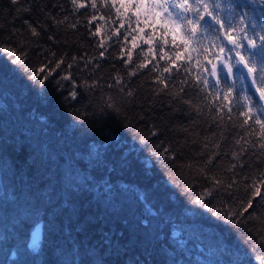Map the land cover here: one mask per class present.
I'll use <instances>...</instances> for the list:
<instances>
[{
	"label": "trees",
	"instance_id": "trees-1",
	"mask_svg": "<svg viewBox=\"0 0 264 264\" xmlns=\"http://www.w3.org/2000/svg\"><path fill=\"white\" fill-rule=\"evenodd\" d=\"M23 2V0H22ZM49 0H45L48 3ZM57 5H62L63 10L51 9L52 14L58 20L68 17L64 23L54 25L51 20H44L35 12L29 14L21 11L19 14L14 10V6L9 4V0H0V43L5 46L17 47L23 44L28 53V60L31 66H38L41 62H46L45 58L52 60L61 56L65 57V65H61V70H57V75L50 77V81L63 76L65 72H70L72 78L80 85L83 80L89 83L94 80L100 81V86L89 90L96 94H111L120 108L119 113L108 111L101 115L96 105L101 103L98 95L90 96L89 91L78 87V100L66 103L64 97L71 91V81L61 80L63 90H57L55 83H47L40 90V96L32 90L35 85L24 77H12L9 90L0 98V109L6 113L7 135L12 137L16 134L17 140H22L23 136L29 134L41 136L47 145H51L63 162L61 168H73L83 177L91 172L84 171V166L88 165V152L95 150L102 143H108L110 138L120 141V148L131 160L130 167L124 170H117L111 174V180L121 188L129 185L136 187L137 191L146 190L151 203L164 213L163 220L158 217L151 221L152 240L145 244H129L128 250L122 251L118 256L109 252H101L104 260L110 264H168L171 258H175L178 264H211L219 257L217 242L224 246L239 245L241 248L250 250V240L259 238L261 231H264V200L259 198L253 200V208L244 213L249 217L239 228L225 224L222 220H217L205 209L193 204L192 201L201 191V186L206 184L197 167L204 166V160L210 154L219 152L215 156L213 165L207 166L212 174L230 182L231 177L236 175L237 185L232 190L233 195H225L223 201L233 208L240 209L246 204L251 189L245 191V185L257 179L260 172L264 171V164H257V161H264V154L253 150L242 157L241 162L245 165L243 169L239 166L234 172L228 171L233 163L232 153L238 151L236 139L244 135V131L235 126L239 121L233 118L229 122L227 117H221L214 110L204 104H199L201 113L190 111L182 102L183 98L192 97L194 103H199L195 99V90L185 88L181 94L180 87L169 83V88L162 89V85L156 84L155 78L159 76L165 79L168 74L161 75L162 68L169 61L160 59V45L163 44L164 52L172 55L170 48L171 37H167V42L160 35V28L157 27V35L153 37V43L146 45L142 39L137 40V47L132 48V37L139 36L140 33L132 32L128 35L127 42H124L125 30L128 29L129 21L135 27V17L132 15L134 6L126 15L119 18L115 8H110L104 4V0H96L97 7H91V0H82L88 6L73 10L70 0H54ZM111 4V0H108ZM119 7V5H116ZM123 13V9H121ZM95 16L96 19L92 20ZM102 17V18H101ZM45 24L47 33L56 38L54 43L47 38L44 31L40 37H32L27 31L24 20H30L35 24L37 20ZM91 21V23H89ZM123 21L125 27L119 28ZM76 24V28L71 27ZM97 25L100 27V34L93 36ZM140 27H144L141 23ZM13 29L16 34L13 35ZM119 29V35L116 30ZM38 31L40 29L38 28ZM151 28L145 29L144 38H148ZM11 37V40H10ZM38 41V43H37ZM103 41L104 48L97 47V43ZM119 41V42H117ZM121 47L124 49V59L121 60ZM151 47L153 53L147 49ZM179 48V41H177ZM107 49V51H105ZM55 52L53 58L51 53ZM104 52L103 58L99 53ZM85 53L87 56L85 57ZM131 54L132 62L125 66L128 54ZM6 54L0 53V65H5ZM77 58L72 69H66L67 63H72V57ZM90 59L91 63L84 67V60ZM185 59L188 57L184 54ZM152 60V63L144 69H135L136 76H129L127 73L135 68L139 62ZM159 62V67L155 71H150ZM99 65L95 67L94 65ZM173 72L175 70L173 69ZM7 75V72L5 73ZM122 77L126 82L125 92L133 90L135 97L130 102H125L127 98L118 91V87L107 88V84H115L113 77ZM31 85V87H30ZM103 89V92H101ZM160 92L157 95V92ZM41 96L46 99H41ZM177 97L178 99H173ZM91 101V103H90ZM75 105V107H72ZM15 109V111H13ZM85 113H87L85 115ZM95 113V116L93 115ZM81 121L83 125L81 126ZM41 124L46 127L41 132ZM155 124L160 129L159 137H152L150 130ZM32 130L29 133L28 130ZM213 133L215 135H213ZM255 140V137H248ZM147 139L148 143L141 141ZM27 141L15 148L8 159L11 162L16 159L17 164L23 163L31 151ZM244 142L241 141V144ZM207 144V148L204 145ZM216 144L220 147L217 149ZM9 145L12 140L9 139ZM157 145L160 148L169 146L176 150V160L168 161L167 164L156 156ZM202 153V154H201ZM79 162V163H78ZM191 163L193 168L182 167ZM238 174V175H237ZM98 174L97 179H99ZM248 179H244V177ZM138 186V187H137ZM44 185L41 183L34 191L35 195L29 202L20 195L19 182H7V186L0 185V264H81V261H91L92 254H84L76 241H82L85 247H90L99 240V232L96 228L91 229L87 234L80 233L77 229L73 231L72 225L67 219L64 220L63 233L53 231L48 227L51 215L43 210L34 215L31 206L36 205V196L41 194ZM192 188V191H187ZM25 195L27 194V190ZM264 195V188H262ZM99 193L95 189H87L84 194L77 195L76 206L82 208L83 212L92 217H99L105 220V210L97 206ZM65 193V199H68ZM213 206H216L215 204ZM116 215L108 218L105 229H111L116 233H124L125 237L136 240L142 237V233H137V219L144 213L143 207H137L134 212L120 213L115 210ZM146 214V213H145ZM20 216L24 223L20 224L17 216ZM42 224V234L39 247L33 249L29 244L20 246L17 239H14L13 230L18 233H30V229L37 224ZM16 225V227H14ZM5 228V229H4ZM22 230V231H21ZM74 239L67 240L69 234ZM137 233V235H134ZM23 236V235H21ZM226 242V243H225ZM79 252V254H74ZM254 264V261H253Z\"/></svg>",
	"mask_w": 264,
	"mask_h": 264
},
{
	"label": "snow or ice",
	"instance_id": "snow-or-ice-1",
	"mask_svg": "<svg viewBox=\"0 0 264 264\" xmlns=\"http://www.w3.org/2000/svg\"><path fill=\"white\" fill-rule=\"evenodd\" d=\"M70 2L73 10L88 6L82 0H70ZM9 4L14 6L17 14L21 11L29 14L35 12L41 15L44 20H51L54 25L62 24L68 19L65 15L63 19L58 20L52 14L51 9L63 10V6L57 5L54 0H49L48 3H45V0H23V2L22 0H9ZM104 4L115 8L118 18L121 15H126L134 6L132 15L135 17V27H133V22L129 21L128 29L125 30L123 37L124 42H127L128 35L132 32L140 33L139 36L132 37V48L138 46V39H142L146 45H151L152 38L157 35L158 25L160 35L164 38L165 43L167 37H171L170 52L172 55L165 53L163 44L160 45V59L169 61L161 71V75L167 73L168 76L165 79L157 76L154 81L163 86L160 91L168 89L170 82L173 87H176L177 84L182 85L180 87L181 94L185 92L186 87L190 90L194 89L195 99L199 103H194L192 97L182 99L188 110L200 114L199 104H204L209 108V111L214 110L222 118L226 116L229 122H233L234 117L239 121V124L235 126L242 129L244 135L235 141L239 150L232 153V158L237 163H233L228 171L234 172L238 166L243 169L245 165L241 159L250 149L253 150V154L256 151L264 154V0H111L110 5L108 0H104ZM117 4L119 7L116 6ZM91 7L94 9L97 7L96 0H91ZM121 9H123V13ZM95 19L96 17L93 16L92 20ZM23 23L32 37L38 38L41 31H44L49 40L56 42V38L47 33L45 24L39 19L35 24L30 20H24ZM141 23L144 27H140ZM71 27L75 29L76 24H72ZM124 27V22L121 21L119 28ZM147 28H151V32L148 38H144L143 33ZM15 34L16 30L13 29V35ZM99 34L100 27L97 25L96 31L92 32V35L98 36ZM115 34L119 35V29ZM177 41H179V48ZM19 47L20 51L18 52L17 47L5 46L0 43V53L6 54L7 62L5 65H0V98L9 90L13 76L24 77L26 75L27 80L35 85L32 90L36 91L37 96L41 95V89L47 91L44 89V85L47 83H55L57 90L62 91L61 80L71 81V91L64 97L66 103L81 102L78 100V87L89 91L100 86L99 80H94L91 83L88 80H83L78 85L70 72H65L63 76H58L57 79L50 81V77L57 75V70L64 71L61 69V65H65V57L61 56L52 60L45 58L46 62H41L38 66H31L27 50L23 44ZM97 47L104 48L103 41L98 42ZM147 51L153 53V59H155V50L149 47ZM123 53L124 49L121 47L119 57L121 60L124 59ZM185 53H189L186 59ZM51 55L53 58L56 57L55 52H52ZM98 55L103 58L104 52H100ZM86 56L87 53H85ZM85 57L80 59L84 60L86 68L91 60L85 59ZM76 60L77 58L73 56L72 63H67L66 69H72ZM131 62L132 57L129 53L125 66ZM151 63L152 60L139 62L127 75L136 76L135 69L147 68ZM95 67H99V65H94ZM158 67L159 62L150 71H155ZM6 72L7 75H5ZM113 79L115 84H107V88L119 86L118 91L129 98L125 102H130L135 97L134 91L129 89L125 92L127 85L122 77L116 76ZM156 94L159 95L160 92L158 91ZM89 95H98L101 103L97 104L96 108L99 109L101 115L108 111L120 112V108L111 94H107L105 98L104 94L89 91ZM41 99H46V97L41 96ZM173 99L178 98L173 97ZM93 115L95 116V113ZM80 123L82 126L83 121ZM45 127V124H41V132ZM7 131L6 113L0 109V185L6 187L9 180L13 183L18 181L20 192L14 195L17 199L20 195H24V198L30 202L35 195L34 190L42 183L44 188L41 190V194L36 196L37 203L31 206V211L34 215H38L42 210L50 214L51 220L48 227L53 231L58 230L63 233L65 219L72 225L73 231L78 229L80 233L87 234L91 229L96 228L99 232V240L95 244L85 247L82 241H76L81 248H84L85 255L92 254L90 262L81 261V264H108L101 252L109 251L118 256L122 251L128 250L129 244L147 245L152 240L151 221L157 217L163 220L165 214L151 203L146 190L137 191L136 187L131 185L121 188L111 180L113 172L124 170L131 164L130 158L120 148L119 140L110 138L108 143L99 145L95 152L89 151L87 153L89 161L88 165L84 166V171L88 172L90 166L91 172L82 177L71 167L62 169V157H59L58 153L51 145H47L41 136L31 134L24 136L21 133L23 139L17 140L15 133L9 137ZM28 131L32 132L31 129ZM150 135L152 137L160 136V129L155 124L150 130ZM213 135L215 134L213 133ZM253 136L255 140L248 138ZM9 139L12 140V145H9ZM27 141H31L29 144L31 151L28 153L27 159L20 164H17L15 158L10 162L8 159L12 154L10 149L14 150ZM241 141L244 143L241 144ZM141 142L147 144L148 140L144 139ZM204 147L207 148V144ZM219 147L220 145L216 144V148ZM155 154L165 164L170 160L173 162L176 160V150H172L169 146L160 148L157 145ZM219 154V152L210 154L205 158L204 166L196 168L206 184L201 186V191L192 203L205 209L217 220H222L232 228L239 229L251 216L250 214L249 217H245L244 213L253 208V200L257 198L264 200L261 191L264 188V171L260 172L252 183L245 185L246 192L251 189L246 204L240 209L233 208L223 201V197L233 195L232 190L238 183L236 175L231 177L230 182L225 183L223 179L212 174L207 167L213 165L215 156ZM257 164H264V161L258 160ZM182 167L191 170L193 165L189 163ZM98 174L103 175H99V179H97ZM244 179H248V177L245 176ZM87 189H95L99 193L97 206L103 207L105 210L104 221H101L98 216L86 215L82 208L76 206L74 198L84 194ZM24 190H27L26 195ZM187 191H192V188H188ZM65 193L68 195V199H65ZM214 204L216 206H213ZM137 207L144 209V213H141L136 224L137 233H142V237L138 236L136 240H131L125 237L124 233L118 234L111 229H105L108 218L117 214L115 210L119 209L120 213L134 212ZM17 220L20 224L24 223L19 215ZM261 222L264 223V220ZM39 229L38 222L35 227L30 229V246L34 250L39 247L41 238ZM65 239L72 240L74 238L70 233ZM249 240L251 242L250 250L241 248L239 245L224 246L218 241V253L222 258L212 261L211 264H253V261L254 264H264V231L260 232L258 239L253 240L250 237ZM74 254H79V252ZM66 264H72V262H66ZM110 264H115V261H111ZM168 264H178V262L175 258H171Z\"/></svg>",
	"mask_w": 264,
	"mask_h": 264
},
{
	"label": "bare ground",
	"instance_id": "bare-ground-1",
	"mask_svg": "<svg viewBox=\"0 0 264 264\" xmlns=\"http://www.w3.org/2000/svg\"><path fill=\"white\" fill-rule=\"evenodd\" d=\"M13 233H15L13 235V236H15L14 239L18 240L20 246L24 247L25 244L31 243V234L29 232H26V233H23V232L21 233L20 232V233H18L17 231L13 230ZM21 235H23V236H21Z\"/></svg>",
	"mask_w": 264,
	"mask_h": 264
},
{
	"label": "water",
	"instance_id": "water-1",
	"mask_svg": "<svg viewBox=\"0 0 264 264\" xmlns=\"http://www.w3.org/2000/svg\"><path fill=\"white\" fill-rule=\"evenodd\" d=\"M39 230H40V232H42V225L41 224H40V229Z\"/></svg>",
	"mask_w": 264,
	"mask_h": 264
},
{
	"label": "rangeland",
	"instance_id": "rangeland-1",
	"mask_svg": "<svg viewBox=\"0 0 264 264\" xmlns=\"http://www.w3.org/2000/svg\"><path fill=\"white\" fill-rule=\"evenodd\" d=\"M157 27L160 28L159 25H158ZM190 51H191V49H190ZM187 55H189V53H187ZM194 55H195V54L193 53V56H194Z\"/></svg>",
	"mask_w": 264,
	"mask_h": 264
}]
</instances>
